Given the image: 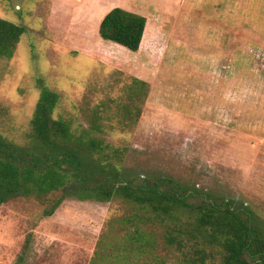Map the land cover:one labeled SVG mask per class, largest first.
I'll use <instances>...</instances> for the list:
<instances>
[{
  "label": "rangeland",
  "instance_id": "rangeland-1",
  "mask_svg": "<svg viewBox=\"0 0 264 264\" xmlns=\"http://www.w3.org/2000/svg\"><path fill=\"white\" fill-rule=\"evenodd\" d=\"M114 7L146 17L137 52L99 37ZM0 18L25 28L0 58V136L28 143L44 85L59 95L53 116L102 139L111 163L264 221V0H0ZM55 198L0 205V264H94L108 220L127 209L68 198L44 216Z\"/></svg>",
  "mask_w": 264,
  "mask_h": 264
},
{
  "label": "trees",
  "instance_id": "trees-1",
  "mask_svg": "<svg viewBox=\"0 0 264 264\" xmlns=\"http://www.w3.org/2000/svg\"><path fill=\"white\" fill-rule=\"evenodd\" d=\"M146 21L114 7L102 17L98 35L137 52ZM24 32L0 18V58L13 57ZM58 101L55 91L41 85L28 143L0 136V205L17 195L45 200L56 194L43 211L47 217L68 198L121 200L126 212L108 220L94 264H264V221L243 205L173 178L129 174L110 162L102 139L87 132L76 136L67 121L53 116ZM126 114L136 121L139 111ZM90 126L99 130L96 118Z\"/></svg>",
  "mask_w": 264,
  "mask_h": 264
},
{
  "label": "crops",
  "instance_id": "crops-1",
  "mask_svg": "<svg viewBox=\"0 0 264 264\" xmlns=\"http://www.w3.org/2000/svg\"><path fill=\"white\" fill-rule=\"evenodd\" d=\"M98 26H99V24H98ZM145 29H146V27H145ZM97 30H98V28H97ZM144 33H145V30H144ZM141 45V44H140Z\"/></svg>",
  "mask_w": 264,
  "mask_h": 264
}]
</instances>
